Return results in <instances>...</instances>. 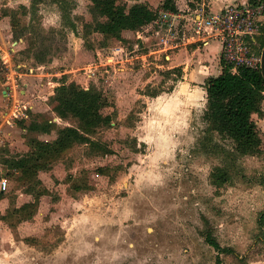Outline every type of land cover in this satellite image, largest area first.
I'll return each mask as SVG.
<instances>
[{"label": "rangeland", "instance_id": "rangeland-1", "mask_svg": "<svg viewBox=\"0 0 264 264\" xmlns=\"http://www.w3.org/2000/svg\"><path fill=\"white\" fill-rule=\"evenodd\" d=\"M93 4L0 0V264H264V132L259 154L232 158L233 141L207 130L202 89L176 100L181 47L163 49L175 28L155 20L106 36ZM62 81L99 90L111 123L24 174L9 165L37 137L23 125L51 126L46 139L78 125L52 110ZM16 100L32 114L10 124ZM226 164L220 185L211 173Z\"/></svg>", "mask_w": 264, "mask_h": 264}, {"label": "trees", "instance_id": "trees-1", "mask_svg": "<svg viewBox=\"0 0 264 264\" xmlns=\"http://www.w3.org/2000/svg\"><path fill=\"white\" fill-rule=\"evenodd\" d=\"M92 1L98 15L104 17L103 20H100V17L97 18V15L94 17L96 18L94 29L120 40L124 38L123 30H140L158 16V10L145 2L136 1L128 6L126 2L118 0ZM161 8L176 10L175 0H164ZM258 42L257 49L261 53L264 44V26L262 33L258 36ZM222 63V72L218 76L209 77L204 84L207 101L203 118L208 126L207 130L210 131L209 133L216 131L222 137L233 141L232 158L257 155L261 152L262 137L253 114H263L264 78L260 66L255 68L238 66L236 70H233V64H227L223 60ZM157 95L159 93L152 96ZM50 102L52 110L58 116L64 118L71 116L77 119L78 125L59 127L56 138L52 140L32 138L29 141L30 150L9 161L12 168L24 174L36 175L39 170L50 168L53 161L59 158L64 150L75 143L91 141V133L96 132L98 127L111 123V115L104 114L102 111L106 106V99L96 88H83L75 83L62 81L56 86L55 94L50 97ZM48 123L52 121L48 120ZM23 127H26L29 132L51 129V126L48 128L35 120ZM209 140L212 142L211 139ZM232 172L230 164L217 165L211 175L221 185L231 178ZM0 194L3 193L0 192ZM206 240L219 251L226 250L209 232L206 233Z\"/></svg>", "mask_w": 264, "mask_h": 264}, {"label": "built area", "instance_id": "built-area-1", "mask_svg": "<svg viewBox=\"0 0 264 264\" xmlns=\"http://www.w3.org/2000/svg\"><path fill=\"white\" fill-rule=\"evenodd\" d=\"M178 13L167 9L158 12L156 22L167 24L172 30ZM191 31L183 39L206 40L217 39L221 43V58L227 64H233V70L238 66H260L261 53L258 36L264 26V0H244L227 4L217 13H208L200 7L190 16ZM163 23V24H164ZM172 44V43H171ZM6 63L8 58L2 54ZM32 104L16 100L8 111L3 112L5 120L13 124L16 119L30 117ZM8 189V182L0 176V192Z\"/></svg>", "mask_w": 264, "mask_h": 264}, {"label": "crops", "instance_id": "crops-1", "mask_svg": "<svg viewBox=\"0 0 264 264\" xmlns=\"http://www.w3.org/2000/svg\"><path fill=\"white\" fill-rule=\"evenodd\" d=\"M136 1L148 3L150 7L157 9L158 12L161 9H165L161 8V5L164 0H134V2ZM239 1L244 0H175L177 9H167L179 14V17L176 18L174 21L173 27L175 28L176 36L178 39H176L169 47L165 46L163 48L164 50H168L181 47L179 51H181L183 55L181 65L182 70L184 71V75L181 84L179 85L178 89L174 92V94L178 93V96H176V100L179 99L182 103L188 104L189 98L191 97L189 95V90L201 88L204 93V101H207L206 89L204 85L205 81L209 77L218 76L223 70V63L221 58V43L219 40L213 38L206 40L183 39V36H186L191 31V14L200 7H203L204 10L208 13H217L221 11L227 4ZM149 24L151 25L153 23L151 22ZM132 31L133 30L131 29L123 30V37H129V34ZM172 54L166 53V56L172 60ZM172 62L173 61H170V63ZM253 118L255 119L259 129L264 132V101L263 114L259 115L257 113H254ZM55 119H58V117H55ZM12 128H14V125ZM22 128L27 130L26 127ZM46 132L48 131H36L35 133H37L38 138L44 140H52L57 136V133L54 134L50 139L41 138L39 136V134H46Z\"/></svg>", "mask_w": 264, "mask_h": 264}, {"label": "water", "instance_id": "water-1", "mask_svg": "<svg viewBox=\"0 0 264 264\" xmlns=\"http://www.w3.org/2000/svg\"><path fill=\"white\" fill-rule=\"evenodd\" d=\"M260 70H261V74L264 78V44L261 50V58H260Z\"/></svg>", "mask_w": 264, "mask_h": 264}, {"label": "clouds", "instance_id": "clouds-1", "mask_svg": "<svg viewBox=\"0 0 264 264\" xmlns=\"http://www.w3.org/2000/svg\"><path fill=\"white\" fill-rule=\"evenodd\" d=\"M24 2L27 4L28 3V0H24Z\"/></svg>", "mask_w": 264, "mask_h": 264}]
</instances>
